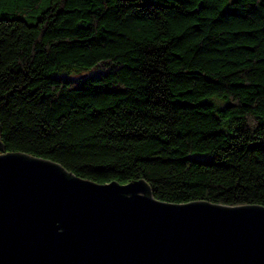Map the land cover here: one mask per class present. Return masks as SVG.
Returning a JSON list of instances; mask_svg holds the SVG:
<instances>
[{
  "label": "trees",
  "instance_id": "16d2710c",
  "mask_svg": "<svg viewBox=\"0 0 264 264\" xmlns=\"http://www.w3.org/2000/svg\"><path fill=\"white\" fill-rule=\"evenodd\" d=\"M0 140L165 202L264 206V0H0Z\"/></svg>",
  "mask_w": 264,
  "mask_h": 264
},
{
  "label": "water",
  "instance_id": "95a60500",
  "mask_svg": "<svg viewBox=\"0 0 264 264\" xmlns=\"http://www.w3.org/2000/svg\"><path fill=\"white\" fill-rule=\"evenodd\" d=\"M0 264H264V206L165 202L2 152Z\"/></svg>",
  "mask_w": 264,
  "mask_h": 264
}]
</instances>
